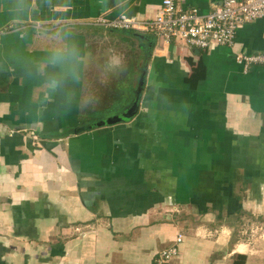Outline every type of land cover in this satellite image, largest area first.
Listing matches in <instances>:
<instances>
[{
	"label": "crops",
	"instance_id": "1",
	"mask_svg": "<svg viewBox=\"0 0 264 264\" xmlns=\"http://www.w3.org/2000/svg\"><path fill=\"white\" fill-rule=\"evenodd\" d=\"M162 3L0 0V264H154L179 236L168 264H264V66L236 62L264 52V18L208 49L83 24ZM56 29L85 64L42 104L38 32Z\"/></svg>",
	"mask_w": 264,
	"mask_h": 264
},
{
	"label": "built area",
	"instance_id": "2",
	"mask_svg": "<svg viewBox=\"0 0 264 264\" xmlns=\"http://www.w3.org/2000/svg\"><path fill=\"white\" fill-rule=\"evenodd\" d=\"M264 18V0H219L208 14L198 8L182 9L177 0H163L156 17L143 18L121 14L110 17L101 14L83 24L106 30L148 32L163 43L178 41L183 44L208 49L212 46H234L240 26ZM12 28L0 30L3 36ZM236 62L245 73L254 66H264V52L236 54ZM183 237L179 236L168 247L158 252L154 264H168L180 251Z\"/></svg>",
	"mask_w": 264,
	"mask_h": 264
},
{
	"label": "clouds",
	"instance_id": "3",
	"mask_svg": "<svg viewBox=\"0 0 264 264\" xmlns=\"http://www.w3.org/2000/svg\"><path fill=\"white\" fill-rule=\"evenodd\" d=\"M38 38L47 44L46 55L33 64L34 75L42 77L39 87L43 91V104L52 94L67 90L70 95L71 86L81 82L85 58L69 30L40 31ZM110 63L119 66V57H112Z\"/></svg>",
	"mask_w": 264,
	"mask_h": 264
},
{
	"label": "water",
	"instance_id": "4",
	"mask_svg": "<svg viewBox=\"0 0 264 264\" xmlns=\"http://www.w3.org/2000/svg\"><path fill=\"white\" fill-rule=\"evenodd\" d=\"M131 112V110H130ZM121 117H116V118H109L107 120H104L102 122H99L100 124H111V123H116L117 121L121 120Z\"/></svg>",
	"mask_w": 264,
	"mask_h": 264
},
{
	"label": "trees",
	"instance_id": "5",
	"mask_svg": "<svg viewBox=\"0 0 264 264\" xmlns=\"http://www.w3.org/2000/svg\"><path fill=\"white\" fill-rule=\"evenodd\" d=\"M98 123H99V122H98ZM98 123H96V125H98ZM240 258L242 259V263H243V261H244V259H245V256L240 255Z\"/></svg>",
	"mask_w": 264,
	"mask_h": 264
},
{
	"label": "rangeland",
	"instance_id": "6",
	"mask_svg": "<svg viewBox=\"0 0 264 264\" xmlns=\"http://www.w3.org/2000/svg\"><path fill=\"white\" fill-rule=\"evenodd\" d=\"M107 110V109H106ZM104 111V110H103Z\"/></svg>",
	"mask_w": 264,
	"mask_h": 264
}]
</instances>
